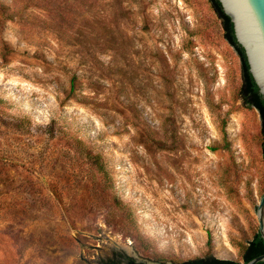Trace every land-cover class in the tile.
Segmentation results:
<instances>
[{
    "label": "rangeland",
    "instance_id": "1",
    "mask_svg": "<svg viewBox=\"0 0 264 264\" xmlns=\"http://www.w3.org/2000/svg\"><path fill=\"white\" fill-rule=\"evenodd\" d=\"M242 86L210 0H0V264L245 263Z\"/></svg>",
    "mask_w": 264,
    "mask_h": 264
},
{
    "label": "water",
    "instance_id": "2",
    "mask_svg": "<svg viewBox=\"0 0 264 264\" xmlns=\"http://www.w3.org/2000/svg\"><path fill=\"white\" fill-rule=\"evenodd\" d=\"M231 18L235 37L243 47L260 93L264 96V0H219ZM259 234L264 240V195L257 208ZM264 261V253L242 264Z\"/></svg>",
    "mask_w": 264,
    "mask_h": 264
},
{
    "label": "trees",
    "instance_id": "3",
    "mask_svg": "<svg viewBox=\"0 0 264 264\" xmlns=\"http://www.w3.org/2000/svg\"><path fill=\"white\" fill-rule=\"evenodd\" d=\"M210 1L215 11L217 12L218 16L223 21L225 37L230 42V44L236 49V51L238 52V54L242 59V68H243L242 89L247 102L255 106L260 112L262 118L263 155H264V96L260 93L259 87L257 86L252 74L250 73L249 64L246 58L245 51L243 47L238 43L235 37L234 27L231 18L224 12L219 0H210ZM263 253H264V240L260 237V234L258 233L245 248L243 258L245 262H248L251 259ZM124 260H125L124 264H147L144 262H138L133 257H125ZM110 264H120V262L114 261ZM175 264H241V263L230 259H222L215 256H209V257L190 259ZM257 264H264V261L259 262Z\"/></svg>",
    "mask_w": 264,
    "mask_h": 264
}]
</instances>
